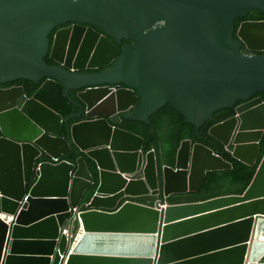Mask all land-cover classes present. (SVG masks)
Here are the masks:
<instances>
[{
    "label": "water",
    "instance_id": "water-1",
    "mask_svg": "<svg viewBox=\"0 0 264 264\" xmlns=\"http://www.w3.org/2000/svg\"><path fill=\"white\" fill-rule=\"evenodd\" d=\"M254 10L264 13V0H0V85L45 78L32 96L0 86V264H264V155L243 193L170 203L233 164L186 138L175 164L160 166L145 138L120 126L149 122L167 103L197 127L233 107L209 132L254 165L264 54L242 47L264 51V20L242 22L234 39L236 19ZM84 155L99 182L82 210L95 183ZM73 209L74 244L63 232Z\"/></svg>",
    "mask_w": 264,
    "mask_h": 264
},
{
    "label": "trees",
    "instance_id": "trees-1",
    "mask_svg": "<svg viewBox=\"0 0 264 264\" xmlns=\"http://www.w3.org/2000/svg\"><path fill=\"white\" fill-rule=\"evenodd\" d=\"M243 20H264V13L259 10L251 11L247 16L236 19L235 21V33L234 39L239 41L237 36V30ZM53 35L50 36L51 41ZM129 43H132L128 41ZM242 51L247 54H264V51H251L246 47H242ZM47 62L53 61L47 56L45 58ZM44 79L39 81H32L29 79H18L13 81L14 84L22 85L28 96H32L35 91L43 83ZM10 84V83H9ZM7 85V84H6ZM256 96H261L264 99V93H257ZM240 100L238 103H241ZM73 111L79 108L73 105ZM235 114L233 107H226L217 110L213 113L212 117L206 120L200 127L186 120L183 113L176 109L171 103H167L161 107L158 111L151 115V121L132 120L123 118L120 126L129 129L135 133L142 135L145 138V147L147 150L155 149L158 155L159 165L164 164L174 165L176 161L177 150L183 139L190 138L193 142H202L214 150H220L224 158L230 161L233 166L228 169L213 170L207 173L203 187L199 191H187L181 193L171 194L167 197V201L170 203L176 202H189L204 200L218 195L230 194V193H243L251 182L257 167L264 155V141L258 155V159L254 165H249L243 161H240L232 155L225 152L221 143L216 144L215 138L210 134L209 130L214 124L223 121ZM81 118H73L71 123L80 120ZM68 133L67 125L63 124L61 129V135L65 136ZM88 168L94 177V185L85 191L82 198V210H85L86 204L94 195L98 187V171L95 163L84 155ZM33 182L28 184L27 190L29 191ZM159 199L157 197H144L139 198L138 201L144 204L154 205L155 201ZM77 231V223L75 224L74 233Z\"/></svg>",
    "mask_w": 264,
    "mask_h": 264
},
{
    "label": "flooded vegetation",
    "instance_id": "flooded-vegetation-1",
    "mask_svg": "<svg viewBox=\"0 0 264 264\" xmlns=\"http://www.w3.org/2000/svg\"><path fill=\"white\" fill-rule=\"evenodd\" d=\"M244 21H249V20H243L242 22H244ZM241 22V23H242ZM73 24H71V23H68V24H66V25H64V26H61V27H58L57 29H56V31L57 30H60V29H64V28H67V27H70V26H72ZM160 25H162L161 23H158V24H155L154 25V27H158V26H160ZM98 33H100V34H102V35H104V32L102 31V30H100L99 28H94ZM56 31L53 33L54 35H53V40H54V36H55V33H56ZM52 40V41H53ZM124 44H128V45H130V44H134L133 42L132 43H129V42H126V41H122V44L121 45H118V47H122V45H124ZM245 47V46H244ZM49 56V58L53 61L51 64H58V62L57 61H55V60H53L51 57H50V55H48ZM106 68V66L105 67H85V68H82V69H78V71H80V72H97V71H102V70H104ZM44 80H45V78H43ZM10 83V84H9ZM7 84V85H6ZM14 85H19V84H14V83H12V82H8V83H5V84H2V85H0L1 87H4V88H7V87H11V86H14ZM79 90H71L70 91V95L74 98V99H77V92H78ZM78 110H75V111H73L72 110V112H77ZM83 118V117H82ZM81 118V119H82ZM80 119V120H81ZM136 201H138V199H136Z\"/></svg>",
    "mask_w": 264,
    "mask_h": 264
},
{
    "label": "built area",
    "instance_id": "built-area-1",
    "mask_svg": "<svg viewBox=\"0 0 264 264\" xmlns=\"http://www.w3.org/2000/svg\"><path fill=\"white\" fill-rule=\"evenodd\" d=\"M74 211H76L75 209H73V212ZM79 212L80 211H76V214L73 216V218L70 220V222H69V227H71L72 228V230L74 231V228H75V224L77 223V220H78V215H79ZM13 220V217H9V221H7V222H10V221H12ZM66 228H68V226L66 227ZM78 229V228H77ZM72 231V233H69V231H68V229H65L63 232L64 233H66L67 234V236H68V238H69V240L71 241V243L72 244H74L75 243V241L77 240V238H78V233H77V231L74 233Z\"/></svg>",
    "mask_w": 264,
    "mask_h": 264
}]
</instances>
